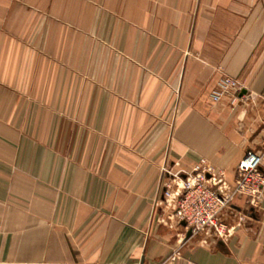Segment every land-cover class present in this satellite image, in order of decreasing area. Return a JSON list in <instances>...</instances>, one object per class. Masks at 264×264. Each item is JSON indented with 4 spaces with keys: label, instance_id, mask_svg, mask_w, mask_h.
I'll return each instance as SVG.
<instances>
[{
    "label": "crops",
    "instance_id": "obj_1",
    "mask_svg": "<svg viewBox=\"0 0 264 264\" xmlns=\"http://www.w3.org/2000/svg\"><path fill=\"white\" fill-rule=\"evenodd\" d=\"M263 131L264 0H0V264H264V197L216 238L163 195Z\"/></svg>",
    "mask_w": 264,
    "mask_h": 264
},
{
    "label": "built area",
    "instance_id": "obj_2",
    "mask_svg": "<svg viewBox=\"0 0 264 264\" xmlns=\"http://www.w3.org/2000/svg\"><path fill=\"white\" fill-rule=\"evenodd\" d=\"M239 88L237 79L227 78L212 99L217 103L227 90ZM204 164L202 162L182 180V189L176 194V215L195 234L207 233L224 238L230 228L221 219L232 208L234 200L246 199L251 207H257L264 197V131L260 151H248L239 163L233 188L225 186L214 170ZM163 172L169 174L166 169ZM172 197L167 195L168 199Z\"/></svg>",
    "mask_w": 264,
    "mask_h": 264
},
{
    "label": "rangeland",
    "instance_id": "obj_3",
    "mask_svg": "<svg viewBox=\"0 0 264 264\" xmlns=\"http://www.w3.org/2000/svg\"><path fill=\"white\" fill-rule=\"evenodd\" d=\"M173 181H170V182H168V184L166 185V192H164L163 193V195H164V197H166V199H167V195L168 196H173L172 198H170V199H172L174 202H177V199H178V197H174V195H173V191H176L177 192V194H179V192L181 191V189L182 188H180V187H182V185H183V183H182V178H181V176H176V177H174L173 179H172ZM175 180V181H174ZM171 188V190H169V187Z\"/></svg>",
    "mask_w": 264,
    "mask_h": 264
},
{
    "label": "water",
    "instance_id": "obj_4",
    "mask_svg": "<svg viewBox=\"0 0 264 264\" xmlns=\"http://www.w3.org/2000/svg\"><path fill=\"white\" fill-rule=\"evenodd\" d=\"M182 226H183V227H187V224H186V222H182ZM192 233H193V231H192V230H190V232H189V235L191 236V235H192Z\"/></svg>",
    "mask_w": 264,
    "mask_h": 264
},
{
    "label": "clouds",
    "instance_id": "obj_5",
    "mask_svg": "<svg viewBox=\"0 0 264 264\" xmlns=\"http://www.w3.org/2000/svg\"><path fill=\"white\" fill-rule=\"evenodd\" d=\"M244 113H241L240 115V119H243Z\"/></svg>",
    "mask_w": 264,
    "mask_h": 264
}]
</instances>
